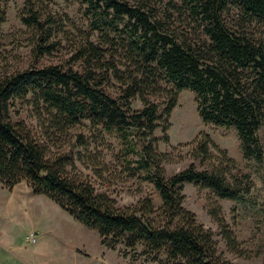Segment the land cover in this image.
Instances as JSON below:
<instances>
[{
	"label": "trees",
	"instance_id": "obj_1",
	"mask_svg": "<svg viewBox=\"0 0 264 264\" xmlns=\"http://www.w3.org/2000/svg\"><path fill=\"white\" fill-rule=\"evenodd\" d=\"M33 1H24L18 18L33 35L36 60L54 50L61 24L42 17ZM77 1L89 33L98 40L86 39L74 49L72 61L80 70L49 65L0 77L1 186L10 191L25 182L33 195L44 196L94 231L105 249L120 246L117 254L130 262L233 264L217 251L212 232L182 207L181 192L184 184H192L216 199L238 202L249 193L248 177L205 133L195 136L192 156L204 162L213 149L221 158L201 170L190 164L166 177L164 156L154 152V144L168 141L169 115L179 93L188 91L203 124L233 130L241 158L263 161L257 131L264 127V0H180L196 28L195 43L179 38L145 4ZM110 81L118 85L116 96L104 91ZM135 99L138 110L131 108ZM15 101L43 112V134L49 140L82 122L115 135L126 170L152 185L159 207L147 198L117 207L106 192L68 176L65 168L73 164L66 154L47 156L46 145L24 122L10 119ZM156 128L160 138L153 136ZM207 215L227 250L235 253L237 243L215 202H208Z\"/></svg>",
	"mask_w": 264,
	"mask_h": 264
},
{
	"label": "rangeland",
	"instance_id": "obj_2",
	"mask_svg": "<svg viewBox=\"0 0 264 264\" xmlns=\"http://www.w3.org/2000/svg\"><path fill=\"white\" fill-rule=\"evenodd\" d=\"M25 0H0V8H4V21L0 24V77L14 71L29 67L61 66L80 70L79 63L72 61L74 49L88 39L97 43L96 33H89L87 24L80 14L77 0H37L33 1L35 9L41 16L52 17L61 24V31L56 35L57 43L54 50L44 54L39 59L33 57V35L19 22L18 15ZM129 5L145 4L153 16L174 31L179 38L195 43L198 35L196 28L188 19L180 0H124ZM175 6L176 9H172ZM228 23L232 22L229 17ZM117 84L110 81L104 85V91L116 96ZM154 100V99H152ZM156 100V99H155ZM155 102H161L157 99ZM131 108L138 110L140 103L135 99ZM10 119L22 121L29 129L33 138L46 145L47 156L66 154L72 161L73 168L66 167L67 175L88 182L97 192H106L117 207L132 205L136 201L147 198L154 208L159 207L157 192L150 183L133 177L125 168L121 153V144L113 134H106L99 129H93L86 122L66 131V135H55L51 140L45 137L43 129L47 126L46 116L42 111L36 112L33 106L15 101ZM169 128L166 131L168 141L157 140L154 152L164 156L161 164L164 175L170 176L188 165L197 170L206 166L218 164L220 156L210 149V158L202 162L192 156L195 136L202 132L208 135L214 145L225 151L226 156L236 164L240 175L249 179L250 190L240 201L220 200L214 198L206 189H199L192 184H184L182 189V207L194 214V220L213 234L217 251L233 264H264V159L255 162L252 159L241 158L238 141L233 130L203 124L197 116L193 95L188 91L179 93L176 105L169 115ZM153 136L160 138L159 128L153 131ZM260 148L264 156V127L257 131ZM83 142L79 144V142ZM132 160L134 155H128ZM213 201L219 206L220 216L227 224L236 243L235 253L225 247L217 234V227L207 215L208 202ZM90 232V231H89ZM92 241L88 240V254L85 264H145L142 258L130 262L120 257L116 250L94 254V249L100 248L95 243L96 233L91 231ZM139 252V249L137 250ZM149 264V263H146Z\"/></svg>",
	"mask_w": 264,
	"mask_h": 264
},
{
	"label": "crops",
	"instance_id": "obj_3",
	"mask_svg": "<svg viewBox=\"0 0 264 264\" xmlns=\"http://www.w3.org/2000/svg\"><path fill=\"white\" fill-rule=\"evenodd\" d=\"M91 233L44 196L33 195L25 182L10 191L0 184V264H85ZM95 243L100 248L94 254L110 251L97 234Z\"/></svg>",
	"mask_w": 264,
	"mask_h": 264
},
{
	"label": "built area",
	"instance_id": "obj_4",
	"mask_svg": "<svg viewBox=\"0 0 264 264\" xmlns=\"http://www.w3.org/2000/svg\"><path fill=\"white\" fill-rule=\"evenodd\" d=\"M28 238H29V240H30L31 242L34 241V236H33V234H30V235L28 236Z\"/></svg>",
	"mask_w": 264,
	"mask_h": 264
}]
</instances>
